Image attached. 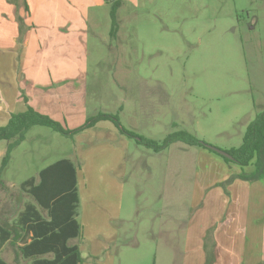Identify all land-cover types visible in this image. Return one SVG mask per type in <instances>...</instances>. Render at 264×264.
<instances>
[{"label": "rangeland", "instance_id": "374dc122", "mask_svg": "<svg viewBox=\"0 0 264 264\" xmlns=\"http://www.w3.org/2000/svg\"><path fill=\"white\" fill-rule=\"evenodd\" d=\"M110 10L106 2L90 19L85 68L74 78L87 84V116L118 115L123 126L161 141L177 124L223 150L239 146L264 110V0H122L114 37ZM109 123L112 133L87 129L90 146L87 137L77 142L84 131L68 137L33 127L4 171L0 224L14 223L32 201L21 186L26 178L75 154L83 264H205L188 236L209 206L211 223L225 225L214 220L217 190L231 185L207 190L220 173L208 158L221 157L181 142L155 152ZM7 147L1 140L0 165ZM214 233L213 226L206 235ZM0 253L14 264V246Z\"/></svg>", "mask_w": 264, "mask_h": 264}, {"label": "crops", "instance_id": "0c3cea01", "mask_svg": "<svg viewBox=\"0 0 264 264\" xmlns=\"http://www.w3.org/2000/svg\"><path fill=\"white\" fill-rule=\"evenodd\" d=\"M20 2L22 0H14V3L0 0V126L6 125L13 113L23 112L31 106L72 129L77 128L89 115L84 100L87 84L85 80L82 84L76 83L74 78L80 72L78 70L85 68L84 47L89 37V21L106 1L26 0L28 10L18 6ZM19 18L24 24L22 42ZM90 129L112 133L109 120L100 121ZM89 133L85 130L77 136V142L87 137L88 146L92 145ZM93 152L102 153L96 147ZM64 158L75 160L76 156ZM60 159L63 158L58 157L52 163ZM208 159L218 166L220 173L217 182H208L207 190L217 184L231 185L226 190H217L219 201L214 220L219 219L225 225L211 223L210 206L207 211L201 209L204 215L198 212V227L191 228L189 239L202 249V262L206 256L204 244L214 243L225 248L220 247L219 251L215 246L213 264H264V179L250 182L236 178L227 183L232 176L251 173L254 167L238 165L241 168L238 171L232 167L234 163H227L222 157ZM31 177L34 176L25 180ZM213 226L215 233L206 235ZM83 237L71 243L78 244L82 250L78 240Z\"/></svg>", "mask_w": 264, "mask_h": 264}, {"label": "trees", "instance_id": "16d2710c", "mask_svg": "<svg viewBox=\"0 0 264 264\" xmlns=\"http://www.w3.org/2000/svg\"><path fill=\"white\" fill-rule=\"evenodd\" d=\"M14 3V0H11ZM111 4L112 27L111 35L117 34V12L122 0H105ZM28 10L26 0L18 3ZM22 24V19L19 18ZM23 41L21 35L20 42ZM103 120L112 121L119 132L155 152H161L174 143L181 142L189 146H198L218 154L227 163L241 167L252 165L251 173L243 172L232 176L227 183L236 178L250 182L264 179V110L248 124L243 141L239 146L226 149L232 158L222 156L214 151L205 141L197 138L187 129L170 132L164 139L149 138L123 126L118 115L108 112H98L89 116L77 128H70L51 116L41 113L28 106L23 112L13 113L4 126H0V141L7 140L8 147L0 165V185L4 187V171L9 165L13 150L19 146L27 133L36 126L49 127L68 137L94 127ZM212 146V145H211ZM28 192L32 201L28 202L19 213L17 220L11 225L0 224V250L7 243L14 246L16 257L14 264H83L82 250L78 244L71 241L83 237V226L78 220V166L71 158L60 159L39 172L37 177H31L21 184ZM215 244H205V264L215 262ZM0 264H11L0 253Z\"/></svg>", "mask_w": 264, "mask_h": 264}, {"label": "water", "instance_id": "95a60500", "mask_svg": "<svg viewBox=\"0 0 264 264\" xmlns=\"http://www.w3.org/2000/svg\"><path fill=\"white\" fill-rule=\"evenodd\" d=\"M209 147H211L214 151H216L217 153L221 154L222 156H226L228 158H232V156L230 155V153H228L227 151L221 149V148H218L216 146H211L209 145Z\"/></svg>", "mask_w": 264, "mask_h": 264}]
</instances>
